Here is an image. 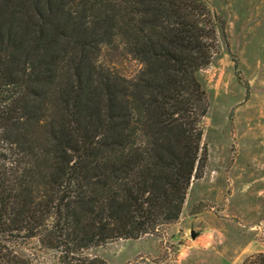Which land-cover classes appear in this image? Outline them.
Returning <instances> with one entry per match:
<instances>
[{"label": "trees", "instance_id": "trees-1", "mask_svg": "<svg viewBox=\"0 0 264 264\" xmlns=\"http://www.w3.org/2000/svg\"><path fill=\"white\" fill-rule=\"evenodd\" d=\"M225 25L206 0H0V264H31L28 243L107 264L86 251L180 218ZM114 44L133 77L98 61Z\"/></svg>", "mask_w": 264, "mask_h": 264}, {"label": "rangeland", "instance_id": "rangeland-1", "mask_svg": "<svg viewBox=\"0 0 264 264\" xmlns=\"http://www.w3.org/2000/svg\"><path fill=\"white\" fill-rule=\"evenodd\" d=\"M206 1L226 25L217 53L200 73L209 99L203 177L193 180L176 222L91 248V258L107 264H242L264 253V0ZM98 61L127 77L141 68L119 44L103 46ZM20 251L31 264H61L53 251L34 243Z\"/></svg>", "mask_w": 264, "mask_h": 264}]
</instances>
